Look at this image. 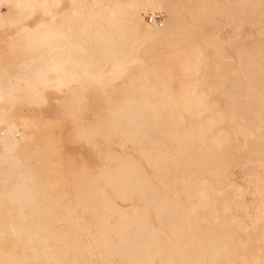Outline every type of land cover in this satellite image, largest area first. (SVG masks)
<instances>
[{
	"label": "bare ground",
	"instance_id": "6f19581e",
	"mask_svg": "<svg viewBox=\"0 0 264 264\" xmlns=\"http://www.w3.org/2000/svg\"><path fill=\"white\" fill-rule=\"evenodd\" d=\"M257 168L264 0H0V264H264Z\"/></svg>",
	"mask_w": 264,
	"mask_h": 264
},
{
	"label": "rangeland",
	"instance_id": "374dc122",
	"mask_svg": "<svg viewBox=\"0 0 264 264\" xmlns=\"http://www.w3.org/2000/svg\"><path fill=\"white\" fill-rule=\"evenodd\" d=\"M3 9L5 10V8H3ZM162 17H164V16H162ZM218 33H219V36L216 38L217 44H220L221 40H229V39H231L232 35H233V28L231 26V22H220V27H219ZM237 135H238L239 141H244V135L242 133H238ZM66 151H68V150H66ZM91 157L93 158V156H91ZM255 162H256V165H258V161L252 159L250 156H246L245 155L244 157H241L237 162H235L236 165H234V167H233L234 176L238 180L243 179L245 177L244 176L245 175L244 174V167L245 166H249L250 164H255ZM246 163H249V164L246 165ZM248 171H247V173H248L249 179H251L250 180L251 187H252L251 190L254 192V194H250L249 191H248L246 193L245 197H246V200L248 202H251V201L255 200V196H257V193H262V192L264 193V183L262 182V180H260L261 176H262L261 175L262 173H261L259 168H257L254 173L251 172V171L250 172H248ZM256 174H258V175H256ZM254 180H255V182H254ZM253 187H255V188H253ZM253 215H254L253 218L255 220H257L256 221L257 223H259L262 220V218H263V216H261V214H259V213H254ZM249 216L250 215H248V217Z\"/></svg>",
	"mask_w": 264,
	"mask_h": 264
},
{
	"label": "snow or ice",
	"instance_id": "6c2138e0",
	"mask_svg": "<svg viewBox=\"0 0 264 264\" xmlns=\"http://www.w3.org/2000/svg\"><path fill=\"white\" fill-rule=\"evenodd\" d=\"M15 7L18 9L27 8L31 11V13L33 15H35L38 10H43L45 15H51V13L48 11L49 8L60 9L63 7V5H61V4L49 5L46 3H30V4H18V5H15ZM53 19H55V17H53ZM24 23H26V20L21 19V20L16 22V27H20ZM24 30L28 31V29L26 27L24 28Z\"/></svg>",
	"mask_w": 264,
	"mask_h": 264
},
{
	"label": "built area",
	"instance_id": "2783aa9c",
	"mask_svg": "<svg viewBox=\"0 0 264 264\" xmlns=\"http://www.w3.org/2000/svg\"><path fill=\"white\" fill-rule=\"evenodd\" d=\"M162 14L159 12H156L155 14H151L148 16L149 21H154V22H158L162 19Z\"/></svg>",
	"mask_w": 264,
	"mask_h": 264
}]
</instances>
